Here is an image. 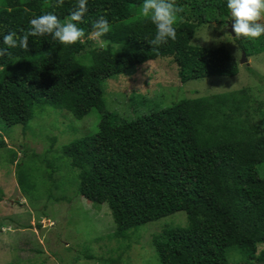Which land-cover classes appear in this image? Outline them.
I'll list each match as a JSON object with an SVG mask.
<instances>
[{
    "label": "trees",
    "instance_id": "16d2710c",
    "mask_svg": "<svg viewBox=\"0 0 264 264\" xmlns=\"http://www.w3.org/2000/svg\"><path fill=\"white\" fill-rule=\"evenodd\" d=\"M197 2L176 0L183 8L175 25L177 39L158 48L149 43L155 26L140 14L143 0H88V11L77 25L85 32L81 42L64 46L45 35L29 37L27 51L8 49L11 55L0 57V132L25 127L35 109L65 111L76 120L95 111L96 133L72 140L60 156L76 170L75 191L93 204L107 205L116 226L114 238L126 239L143 224L185 212L186 227L152 238L159 264H230V250L264 264V247L257 253L264 245V177L259 173L264 104L249 88L184 99L131 120L105 109L103 82L148 61L172 58L182 84L237 75L238 65L225 47L192 44L197 30L210 23L206 1ZM55 5L56 0H0V48L6 47L5 34L22 36L36 16L52 13L67 22L77 0ZM210 6L220 23L233 21L227 0ZM100 16L111 26L101 38L109 41L105 48L93 47L90 40ZM234 41L247 58L264 52V35L256 40L235 36ZM247 66L255 80L264 81ZM3 148L7 143L0 135ZM32 158L38 157L33 153ZM21 161L16 163L17 183L27 193ZM44 164L50 169L45 200L67 202L52 194L69 178L56 184L53 173L59 167Z\"/></svg>",
    "mask_w": 264,
    "mask_h": 264
},
{
    "label": "rangeland",
    "instance_id": "374dc122",
    "mask_svg": "<svg viewBox=\"0 0 264 264\" xmlns=\"http://www.w3.org/2000/svg\"><path fill=\"white\" fill-rule=\"evenodd\" d=\"M203 1H206L204 10L210 23L197 30L192 44L204 48L225 47L238 65L237 75L182 84L172 58L148 61L129 74L103 82L108 112L131 120L184 99L243 88H249L253 97L264 104V81L255 80L246 65L240 64L242 51L234 41L235 35L229 34L227 24L220 23L221 19L211 10L210 5H216L218 0L197 3ZM90 40L93 47L101 48L92 35ZM247 62V67L264 77V52L248 57ZM98 122L95 111L76 120L65 111L45 107L35 109L25 127L18 125L0 132L7 143V148L0 149V264H159L152 238L165 230L188 225L185 212H176L130 230L126 239L114 238L116 227L107 205L93 204L75 191L76 170L69 168L60 156L61 148L72 140L95 134ZM15 153L17 157L11 159ZM33 153L38 158L33 159ZM19 160L23 163L21 170L27 175L23 176L22 184L30 186L27 193H22L17 183ZM44 161L59 167L60 171L53 173L56 184L69 178L68 184L52 194V197L65 196L67 202L45 200L49 185L45 176L50 169ZM259 173L264 177V163ZM263 247L259 246L257 253ZM88 256L92 259L87 260ZM228 260L230 264H260L255 259L246 261L238 250L228 251Z\"/></svg>",
    "mask_w": 264,
    "mask_h": 264
},
{
    "label": "clouds",
    "instance_id": "9594fccd",
    "mask_svg": "<svg viewBox=\"0 0 264 264\" xmlns=\"http://www.w3.org/2000/svg\"><path fill=\"white\" fill-rule=\"evenodd\" d=\"M87 3L88 0H77L76 7L65 23H61L56 15L46 13L32 18L29 22V30H21L22 36H18L15 32L5 34L3 44L6 47L0 48V57L10 56L11 52L8 49L11 48L19 47L27 51L29 37L51 36L53 40L64 46L81 42L85 38V32L77 25L83 22V17L88 11ZM63 4L64 0H56L55 6L59 7ZM227 8L234 21L232 30L236 37L256 40L264 35V22H262L264 21V0H227ZM182 12L183 8L177 5L176 0H143L140 14L155 26V36L149 42L152 46L158 48L169 40L176 41L175 25ZM92 27V36L99 42L100 47H107L109 41L101 38L111 30L109 21L105 16H100Z\"/></svg>",
    "mask_w": 264,
    "mask_h": 264
},
{
    "label": "water",
    "instance_id": "95a60500",
    "mask_svg": "<svg viewBox=\"0 0 264 264\" xmlns=\"http://www.w3.org/2000/svg\"><path fill=\"white\" fill-rule=\"evenodd\" d=\"M233 23L234 22L231 21L230 23L227 24V27H228L227 29H228V32L230 33L231 36H234L235 35L234 32H233V30H232V24ZM240 64H245L246 66L248 65L246 55L243 52H242V59H241Z\"/></svg>",
    "mask_w": 264,
    "mask_h": 264
}]
</instances>
